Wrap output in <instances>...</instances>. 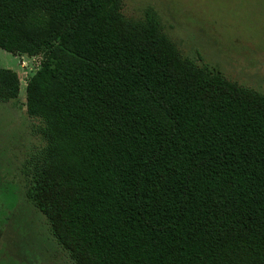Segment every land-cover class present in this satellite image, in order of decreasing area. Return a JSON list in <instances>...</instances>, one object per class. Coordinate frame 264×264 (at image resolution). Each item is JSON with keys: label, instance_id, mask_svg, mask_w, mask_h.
<instances>
[{"label": "trees", "instance_id": "trees-1", "mask_svg": "<svg viewBox=\"0 0 264 264\" xmlns=\"http://www.w3.org/2000/svg\"><path fill=\"white\" fill-rule=\"evenodd\" d=\"M0 48L44 55L26 84L44 145L21 173L75 264H264V91L123 0H0ZM19 93L0 68V103Z\"/></svg>", "mask_w": 264, "mask_h": 264}, {"label": "rangeland", "instance_id": "rangeland-1", "mask_svg": "<svg viewBox=\"0 0 264 264\" xmlns=\"http://www.w3.org/2000/svg\"><path fill=\"white\" fill-rule=\"evenodd\" d=\"M148 8L183 55L264 91V0H123L127 17L143 18ZM43 57L0 48V68L20 78L19 97L0 103V188H13L15 199L12 211L0 201V264H75L26 197L21 173L25 158L44 145L42 121L26 106L27 81Z\"/></svg>", "mask_w": 264, "mask_h": 264}]
</instances>
